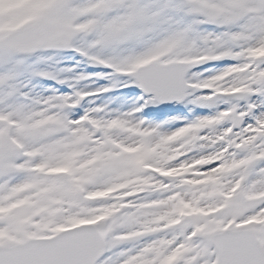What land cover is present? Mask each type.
<instances>
[{"label":"snow or ice","instance_id":"obj_1","mask_svg":"<svg viewBox=\"0 0 264 264\" xmlns=\"http://www.w3.org/2000/svg\"><path fill=\"white\" fill-rule=\"evenodd\" d=\"M108 10L121 14L105 20ZM169 12L223 30L177 25L137 50ZM90 31L97 39L77 45ZM119 45L127 54L91 51ZM49 49L78 51L110 68L108 78L127 79L17 103L28 98L16 83L26 56ZM224 59L235 63L207 77L191 73ZM120 84L142 90L138 106L121 113L96 105L71 118V109ZM198 90L208 92L194 103L224 97L228 107L171 131L136 118ZM254 217H264V0L156 9L28 0L0 14V264H264V222ZM73 219L95 222L71 227Z\"/></svg>","mask_w":264,"mask_h":264},{"label":"rangeland","instance_id":"obj_2","mask_svg":"<svg viewBox=\"0 0 264 264\" xmlns=\"http://www.w3.org/2000/svg\"><path fill=\"white\" fill-rule=\"evenodd\" d=\"M28 0H6L5 3H0V14L5 12L13 11L21 6H23L25 3H27ZM76 4H87L91 3L92 0H73ZM129 3H134L137 5H140L142 7H146L148 9H156L159 5L164 3H175L178 2V0H128ZM121 13H118L115 10H108L101 14V17L105 20L111 19L112 17L119 15ZM185 14H175L169 12L168 15H166L161 23L158 25L157 29L148 32L145 34V43L143 45L138 46L137 50H142L144 47H147L149 44L155 42V40H158L160 38L161 32L173 28L177 25H180L182 27H187L190 24L193 25H201L195 23V21L198 19L194 15H186L188 16L189 22H186V18L184 16ZM184 16V17H182ZM82 19H87V17H83ZM27 23V19L22 20L20 24ZM20 24H16V27H19ZM206 24V23H202ZM195 31L199 33H216L214 30H202V29H196ZM95 39H97V33L95 31L90 32H83L79 33L77 36V45L81 47H86L90 43H92ZM72 49H59V50H40L41 53H39L36 56H33L32 58H25L24 60V66L22 71L17 77L16 83L21 88V90L25 93H27V97L29 96L30 101L27 100H21L19 97L17 98V103L20 104H26V105H32L33 101L35 100H42L44 98H47L50 95L59 93L55 92V90L52 87L43 86L40 83H38L40 78H45L43 76L38 75V73L41 72H49L52 73L54 76H56V79H52L53 81H59V80H66L67 83H64L66 86H68L71 90H73L70 85L74 86L76 89H85V90H92L96 88L101 87H107L113 84L114 81H121L123 82L127 78H123L122 76H111V78H108V74L110 73H87L84 68H82L81 63L82 60L80 58L67 56L65 55V52ZM92 52L98 53L104 56H120L127 54V47L125 45H119V46H110V47H102V46H96L95 48L91 49ZM58 52V53H57ZM80 62V64H79ZM225 64H223V63ZM89 64L93 65L89 60ZM219 63V64H218ZM235 63V61L224 59L220 61H211L207 62L206 65L208 66L205 70L193 72L202 74L203 77H207L210 75L215 74L216 72L222 70L227 65ZM209 64V65H208ZM216 64L218 66L216 67ZM100 69V68H99ZM86 76L87 79L79 80V76ZM191 75V73H190ZM104 81V83H102ZM61 84V85H64ZM136 85L129 84L127 87L122 86V84L117 85L116 88H114L112 91L108 92L106 96H102L101 98H92L87 101L86 108L93 107L96 105H107V109L112 111H118V112H127L131 110L133 107L137 106L135 104L134 99H128L126 96L121 94V91L123 88L127 89H135ZM208 90H198L194 92L192 95L189 96L188 101L184 104L172 106V107H161L157 103L156 104H150L147 107L149 109L151 108H158L161 110V113L166 116V120L158 122L155 120H146V124H160L162 126V131H171L173 129H176L180 127L182 124L191 122L199 117L203 116H211L215 115L218 111L227 108L228 104L224 102L226 98L219 97L215 101L209 103V104H201L199 102L194 103L193 101L196 100V97L203 96L207 94ZM133 98H135L133 96ZM28 99V98H26ZM252 100H256V97H252ZM235 102V101H234ZM240 105L245 104V101L242 100V103H239ZM183 109L185 110L186 114H183ZM71 118L75 119L79 115L78 112H74L70 110L69 112ZM190 115V118H188ZM136 118L142 119L141 116L137 114ZM226 126V125H224ZM194 154V153H193ZM192 155V154H190ZM73 212H79L81 211L80 208H73ZM258 220H262L258 218ZM84 222H94L93 221H81L77 219H73L70 221L71 227L74 225H78L80 223ZM260 222H264L260 221ZM63 228H55L54 231H58Z\"/></svg>","mask_w":264,"mask_h":264},{"label":"bare ground","instance_id":"obj_3","mask_svg":"<svg viewBox=\"0 0 264 264\" xmlns=\"http://www.w3.org/2000/svg\"><path fill=\"white\" fill-rule=\"evenodd\" d=\"M258 218L262 219V220H258ZM253 220H257V222H260V221H263L264 220V217H254L252 218ZM252 222V220H250ZM250 222V223H251Z\"/></svg>","mask_w":264,"mask_h":264}]
</instances>
